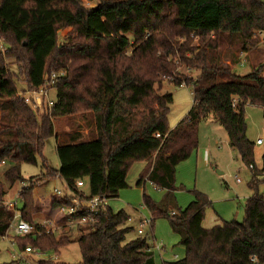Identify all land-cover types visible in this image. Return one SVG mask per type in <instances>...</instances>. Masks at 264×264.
Here are the masks:
<instances>
[{
	"label": "trees",
	"instance_id": "trees-1",
	"mask_svg": "<svg viewBox=\"0 0 264 264\" xmlns=\"http://www.w3.org/2000/svg\"><path fill=\"white\" fill-rule=\"evenodd\" d=\"M93 2L96 0H87ZM91 8L79 0H0V167L9 186L23 182L22 165L35 166L45 142L54 136L53 121L81 115L94 136L82 142H57L59 169L42 159L44 175L30 178L19 193L23 221L38 233L15 239L23 249L54 251L68 245L66 236L46 233L32 217L33 187L59 179L73 188L87 184L90 196L116 199L127 188L134 163L145 162L136 186L144 181L155 189L173 192L175 169L197 148L198 125L212 118L225 131L227 144L250 169L253 194L244 204L241 223L223 221L202 227L210 204L201 193L178 213L163 209L142 194L151 216L168 217L184 249L182 259L161 264H264V196L258 194L261 168L253 163L254 142L246 137L244 109L259 108L264 120V63L240 76L220 63L227 48L245 54L264 35L261 0H97ZM70 29L58 43V32ZM233 58V62H235ZM6 60L13 61L28 90H36L51 71L63 72L53 89L56 100L41 113L24 104ZM198 72L186 78L180 69ZM176 76H180L177 79ZM191 86L192 107L169 129V94H160L163 82ZM238 100L236 109L231 100ZM39 114V115H38ZM85 114V115H84ZM86 114L88 116L86 117ZM84 115V116H83ZM264 131V130H263ZM159 135V138H155ZM57 139V138H56ZM0 183V237L8 232L14 212L3 204ZM61 205L52 203L50 208ZM129 216L106 208L90 231L77 237L81 264H154L146 239L126 241Z\"/></svg>",
	"mask_w": 264,
	"mask_h": 264
},
{
	"label": "rangeland",
	"instance_id": "rangeland-1",
	"mask_svg": "<svg viewBox=\"0 0 264 264\" xmlns=\"http://www.w3.org/2000/svg\"><path fill=\"white\" fill-rule=\"evenodd\" d=\"M82 7L91 8L98 2H88L87 0H79ZM264 4V0H261ZM70 29L58 32V43L62 42L63 37ZM264 35L256 34L257 43L251 48L245 56V62L242 66L238 65L241 58V53H237L233 48H227L224 55L221 56L220 63L222 66L228 67L237 75L244 76L249 74L259 64L264 63V43L262 39ZM1 53H5L6 46L0 40ZM235 62H233V58ZM11 60H6V65L12 73V79L17 92L26 88L24 77L19 73L17 67ZM180 73L186 78L195 79L198 72H188L185 69H180ZM180 79V76H176ZM191 86H176L171 83L163 82L160 94H169L172 97V104L169 107L167 123L169 129H173L192 107ZM49 100L55 102L56 93L52 89L49 91ZM41 113V112H38ZM39 115V114H38ZM85 115V114H84ZM83 115V116H84ZM88 114H86V117ZM244 117L246 123V137L255 142L261 139L263 144L254 147L253 163L257 170L261 168L262 155L264 153V120L262 111L259 108L247 106L244 109ZM54 136L49 138L44 145L42 157L38 159L35 166L22 165L20 172L23 182H17L13 186H9L4 180L2 173L5 167H0V183L3 184L6 195L3 198L5 202H12L18 196L19 190L23 185L29 182L30 178L39 180L44 175L41 167L42 159L45 160L49 169L57 171L58 160L55 152V145L61 140L65 142H82L91 139L94 134L92 132L91 122L85 120L81 115L71 117H62L53 121ZM57 138V139H56ZM58 144V143H57ZM146 169L145 162L134 163L128 171L126 184L127 188L120 191L116 199L108 201V208L113 212L123 210L129 216V220L125 224V228H129L130 232L126 235V241L135 238L146 239V244L150 252L153 254L154 264H161L157 251L154 249V244H162L164 251L160 254L165 261L170 259H182L184 249L179 244V237L174 234L169 225L168 217H156L152 222V233L149 227L141 228L143 234L137 235L139 228V219H151L149 211L143 204L142 194L157 203L163 209H168L170 212L178 213L184 210L194 199V193L203 194L210 203L204 213L202 226L212 228L221 224L223 221H235L241 223L244 218V204L253 194L248 185L251 179L250 169L247 168L240 160L236 151L229 148L227 144L226 133L223 128L212 118H209L198 125L197 130V148L183 162L179 163L175 169L173 192L170 196L166 191L155 189L149 182L144 181L143 184L137 187L136 181ZM235 177L239 182L235 181ZM257 192L264 196V183L262 177H258ZM87 188V184L84 185ZM36 189V190H34ZM54 189L64 192L63 184L56 179L44 180L33 187L32 196L34 201L33 221L39 222L44 218L43 209L40 203L35 200L37 193L44 198L53 195ZM37 191V193L35 192ZM16 209L22 207L20 199H16ZM39 210V211H38ZM37 213L39 214L37 216ZM43 215V216H42ZM52 218L50 220H54ZM17 218L13 219L12 224L6 233V237H0V264H81L80 252L76 239L79 235L88 233V226H71L66 233L57 231L55 236H66L70 243L55 253L54 251H40L30 255H22L20 261L11 259L10 254L21 253V248L15 243L11 245L14 238L13 228L16 226ZM56 255V260H50V257ZM176 256V257H175Z\"/></svg>",
	"mask_w": 264,
	"mask_h": 264
},
{
	"label": "built area",
	"instance_id": "built-area-1",
	"mask_svg": "<svg viewBox=\"0 0 264 264\" xmlns=\"http://www.w3.org/2000/svg\"><path fill=\"white\" fill-rule=\"evenodd\" d=\"M263 35V34H258ZM264 43V38L262 39ZM2 49V47H0ZM246 54L241 53V58L238 65L242 66L245 62ZM63 72L51 71L43 77L41 85L36 90H28L27 88L22 91L17 92L18 98L27 106H30L32 110L41 112L44 108L50 109L53 106V102L49 100V91L53 89L56 82L63 77ZM261 77H264V72L261 73ZM180 86H184V83H181ZM238 100L233 98L231 100V108L236 109ZM155 138H159V135H155ZM256 145H262L263 141L257 139L255 141ZM252 166H249V169H252ZM235 181L239 182V179L235 177ZM86 182L84 180H78L75 182L74 187L68 188L64 186V192H61L58 189H54L53 196L55 198H60L62 200V205L60 206V211L63 215L75 226H92L95 224L97 217L100 213L104 212L108 206V199L104 196H90L87 190L84 188ZM28 184L23 185L22 188H26ZM19 192L16 199L19 198ZM16 199L12 202H5L4 206L14 212V219L17 218L16 226L13 228L14 238L12 239L11 245L15 244V239L23 238L35 233H38L35 227L25 221L20 217L19 212L16 209ZM151 219H142L139 222V228L137 229V235H142L143 232L141 228L150 226ZM11 226V225H10ZM46 233H56L57 227L52 223H44L40 225ZM10 228V227H9ZM9 230V229H8ZM3 236L2 238H5ZM154 249L160 255L164 251V246L160 244H154ZM35 254L36 250L32 249L30 246H26L21 250V253L18 255L16 253H11L10 257L14 261H20L22 255ZM50 260H56V255L50 257ZM253 264H257L255 259H252Z\"/></svg>",
	"mask_w": 264,
	"mask_h": 264
},
{
	"label": "crops",
	"instance_id": "crops-1",
	"mask_svg": "<svg viewBox=\"0 0 264 264\" xmlns=\"http://www.w3.org/2000/svg\"><path fill=\"white\" fill-rule=\"evenodd\" d=\"M61 142L67 143L63 140H61ZM72 143V142H71ZM255 144V142H254ZM256 145V144H255ZM256 146H261V145H256ZM59 169V164H58V168ZM41 178V177H40ZM56 180L60 181L59 179L55 178ZM49 180V179H48ZM62 183V181H60ZM63 184V183H62ZM36 190V189H34ZM87 190V188H86ZM37 193V191H35ZM35 200H37L38 203H40L41 205V209H43V215L44 218L40 219L39 222H35L38 225H43L44 223H52L57 227V231H62L64 233L68 232L70 230V228H72L71 226H75L74 224H72L71 222H69V220L63 215V213L60 211L61 207H57V208H53L51 209L50 206L52 203L54 204H58V205H62V200L60 198H55L53 195H51L50 197H43L41 194L37 193ZM108 207V206H107ZM39 211V210H38ZM125 212V211H124ZM126 213V212H125ZM39 214L37 213V216ZM42 215V216H43ZM52 218H55L53 221L50 220ZM142 219H139L138 223L141 221ZM204 220V219H203ZM203 227V226H202ZM205 229H208L206 227H203ZM56 231V232H57ZM56 234V233H55ZM159 259L164 262L165 260L163 259L162 255H159ZM176 257V256H175ZM173 260H177V259H170L167 261H173Z\"/></svg>",
	"mask_w": 264,
	"mask_h": 264
}]
</instances>
